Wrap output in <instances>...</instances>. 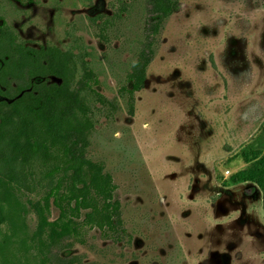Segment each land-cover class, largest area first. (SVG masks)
I'll return each instance as SVG.
<instances>
[{"label":"rangeland","instance_id":"rangeland-1","mask_svg":"<svg viewBox=\"0 0 264 264\" xmlns=\"http://www.w3.org/2000/svg\"><path fill=\"white\" fill-rule=\"evenodd\" d=\"M32 1L30 23L89 51L98 91L119 105L90 98L88 157L112 175L129 237L91 230L76 246L85 264H264V190L242 155L264 130V0H178L133 116L120 91L146 43L148 0ZM121 7L104 46L91 19Z\"/></svg>","mask_w":264,"mask_h":264},{"label":"trees","instance_id":"trees-1","mask_svg":"<svg viewBox=\"0 0 264 264\" xmlns=\"http://www.w3.org/2000/svg\"><path fill=\"white\" fill-rule=\"evenodd\" d=\"M150 4L147 45L129 77L136 90L143 87L153 58L152 38L177 7L175 0H150ZM19 62L17 73L11 70L14 64H6L0 82L7 83L11 75L23 77V68L30 72L25 58ZM65 66V62L57 64L58 69L52 71L64 79L63 86L42 85L37 88L38 95L31 93L25 102L0 112V264H49L54 248H64L70 238L79 240L82 236L83 242L95 228L104 238L115 241H121L125 234L113 177L102 163L86 158L89 135L95 128L94 112L73 88L74 72ZM93 82L95 75L84 68L82 91L94 93ZM95 96L112 113L117 111L113 102ZM30 98L43 103H30ZM129 107L134 115L133 97ZM242 155L252 162L247 172L264 190V130ZM53 206L59 210V217L51 221ZM30 214L35 216L34 230Z\"/></svg>","mask_w":264,"mask_h":264},{"label":"flooded vegetation","instance_id":"flooded-vegetation-1","mask_svg":"<svg viewBox=\"0 0 264 264\" xmlns=\"http://www.w3.org/2000/svg\"><path fill=\"white\" fill-rule=\"evenodd\" d=\"M32 2H33L32 0H27V1L0 0V72L8 68L6 67L7 63L9 64L11 63L14 64L15 66V67H11V70H14L17 73V69L18 70L20 69L19 60L22 58L26 59L28 69L30 70V72H27L26 68H23V72L25 73L23 77H18L17 75L16 76L11 75V76H7L8 79L7 83L0 82V112L1 113L5 112L8 109L7 108L8 106L25 102V96L31 93L34 95H38L39 92L37 88H40L42 85H45L47 87L51 85L58 87L63 86L64 79L58 76L57 74H55L54 72H52L58 69L57 64H61L63 62L67 64L70 71L74 72L75 82L73 83V88H76L80 96L84 97L88 104H90V98H91L96 104L104 106L110 111V107L102 105L101 103L97 102V98L95 94H99L102 95L104 98H106L109 102H113L118 107L119 105L116 101L110 100L106 95L98 91L100 81L98 75L90 66L89 57L91 56V54L89 51L82 52L74 48L66 49L65 45L67 44V40L69 41L72 40V38L67 33H64L62 38L57 39L55 34H51L49 28L45 29V31H42L40 28L36 27L33 23H30L31 20L30 15L32 12L30 8L31 5H35ZM175 3L177 4V7L175 8L174 12L177 10L179 6L178 0H175ZM148 7L149 9L147 11V20L144 29L146 43L144 47L141 49V52L147 45L148 28L150 26V23L152 22L151 19L152 17L150 13V8H151L150 0H148ZM10 10H12L11 14L9 13ZM128 10L129 9L126 7H121L112 15L106 14L103 11L105 14L102 12L99 15H96L95 17L96 19L93 20L91 19L92 22L94 21L96 22V24H98L97 26L99 29V33L96 34L95 39L101 42L102 44H104V46H108L105 45V44H110V36L107 34V32L110 31V28L125 16L124 13L128 12ZM63 12H60V16H64ZM73 12L74 15H77L76 10L72 9V15ZM174 12L168 18H166V20L162 23L160 27V32L155 37L152 38L151 48L153 50V57L155 54L154 45L156 44L157 36L160 35L165 22L174 14ZM71 26H73V23L71 24ZM34 30H36L37 32H35ZM74 39L77 40V37ZM61 40L63 44L61 43ZM148 67L146 70V78L143 87L141 89L139 90L135 89L133 82L129 80L130 77L129 75L128 80L131 84V88L129 89L127 87H123L120 91L122 95L124 94L127 95L128 107L130 105L131 98L132 97L134 98V114H135V103H136L135 95L137 92L142 91L145 87ZM84 68H86L95 75L96 83L94 82L92 83V89L95 94L92 91H82L81 79L84 72ZM28 101L30 103H37V102L43 103V100L34 99V98H30ZM128 112L130 114V107ZM95 128H96V123H95ZM94 130H92V132L89 135V146L86 149V158L95 163H102L104 165L106 172V166L104 162L94 161L88 157V149L91 146L90 138ZM116 193L117 190L115 192V198L120 203L122 229L125 231L123 239L121 241H115L110 237L104 238L103 233L99 229L97 230L100 232L103 239L107 241L110 240L115 244H120L125 242L129 236L127 229L125 228L122 217V205L120 200L117 198ZM58 217H59V210L53 206L50 214V220L51 221L56 220ZM29 219L31 223L30 224L31 229L34 230L36 226L34 214H30ZM86 238L87 235L84 237L83 242H82V236L78 238L79 240L75 238H70L69 240L65 241L64 244L66 246H64V248L62 249L54 248L52 251V256H53L52 261L49 262V264H67L69 262H72V264H85L84 256L78 253V251L76 250V246L85 245Z\"/></svg>","mask_w":264,"mask_h":264}]
</instances>
